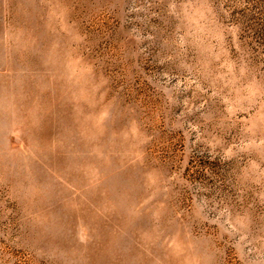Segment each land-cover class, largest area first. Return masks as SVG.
Listing matches in <instances>:
<instances>
[{
    "label": "rangeland",
    "instance_id": "rangeland-1",
    "mask_svg": "<svg viewBox=\"0 0 264 264\" xmlns=\"http://www.w3.org/2000/svg\"><path fill=\"white\" fill-rule=\"evenodd\" d=\"M0 264H264V0H0Z\"/></svg>",
    "mask_w": 264,
    "mask_h": 264
}]
</instances>
